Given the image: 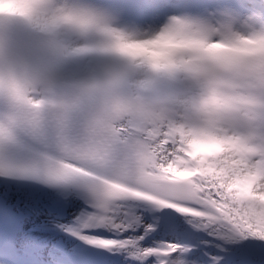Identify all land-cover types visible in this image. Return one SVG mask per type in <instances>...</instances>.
<instances>
[{
    "label": "snow or ice",
    "instance_id": "1",
    "mask_svg": "<svg viewBox=\"0 0 264 264\" xmlns=\"http://www.w3.org/2000/svg\"><path fill=\"white\" fill-rule=\"evenodd\" d=\"M16 2L0 10L5 264L35 243L18 225L39 212L36 185L60 209L50 229L92 248L195 264L211 244L207 264H246L234 246L264 243V0ZM165 36L196 46L160 63L145 53Z\"/></svg>",
    "mask_w": 264,
    "mask_h": 264
},
{
    "label": "bare ground",
    "instance_id": "2",
    "mask_svg": "<svg viewBox=\"0 0 264 264\" xmlns=\"http://www.w3.org/2000/svg\"><path fill=\"white\" fill-rule=\"evenodd\" d=\"M3 188H4L3 181H0V191H2ZM25 190L35 193L36 199L38 201L37 206L39 207L38 213L29 214L26 223H29L31 225L40 224L42 227H44L45 225H49V222L53 219V217H55L59 213L60 209L48 198L47 195L48 190L43 188L42 186H29L26 187ZM16 199L17 197L13 196L11 202L15 203ZM21 203L23 204V198H21ZM24 211L27 213V209H24ZM73 211H76L78 213L79 210L78 209L74 210L71 207L64 209L63 210L64 214L60 217L59 223L68 225L74 217V215H72ZM25 229L23 228L22 232L27 234L32 240L35 239V240H43L48 242L51 241L54 237H57L55 235L44 234L43 232L33 235L29 231H26ZM104 235L107 237L112 236L111 233H104ZM184 236L185 235L181 236V239L184 238ZM206 239L211 241V237H206ZM234 248L237 255L248 257L246 264H248L249 262L251 264L252 261L255 260H260V259L264 260V243L262 242L248 240L242 242L239 246H234ZM41 253H43V250L41 251ZM207 253L214 254V249L211 244L206 249L198 251L197 253L198 256L192 259L197 260L198 258L201 257L206 258ZM119 257H120V262L118 264H135V262L130 259L126 260L124 256H119ZM263 263L264 261L261 262V264ZM45 264H51V262H46Z\"/></svg>",
    "mask_w": 264,
    "mask_h": 264
},
{
    "label": "clouds",
    "instance_id": "3",
    "mask_svg": "<svg viewBox=\"0 0 264 264\" xmlns=\"http://www.w3.org/2000/svg\"><path fill=\"white\" fill-rule=\"evenodd\" d=\"M0 10H20V5L16 0H0ZM196 46L194 41L181 40L175 37H161L156 44L147 46L148 51L145 53L153 60L165 63L173 53H180L182 50ZM256 45L245 44L240 49L233 50L229 54L240 55L255 50ZM212 104L219 103L218 100L212 99Z\"/></svg>",
    "mask_w": 264,
    "mask_h": 264
}]
</instances>
